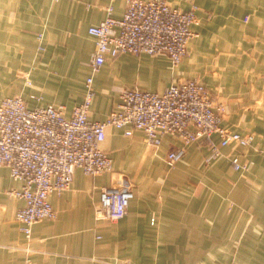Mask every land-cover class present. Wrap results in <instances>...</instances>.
Wrapping results in <instances>:
<instances>
[{"label":"crops","instance_id":"0c3cea01","mask_svg":"<svg viewBox=\"0 0 264 264\" xmlns=\"http://www.w3.org/2000/svg\"><path fill=\"white\" fill-rule=\"evenodd\" d=\"M109 2L6 0L0 14V100L21 95L29 107L62 105L69 116L91 74L95 39L88 28L104 18ZM168 2L198 6L197 35L187 42L186 55L176 66L163 53L108 56L92 73L89 118L104 120L123 89L162 92L197 77L225 105L222 125L252 133L253 141L223 146L210 163L207 147L189 143L169 166L165 154L183 145L178 137L163 135L154 148L141 129L108 126L100 146L112 169L90 175L77 168L69 187L49 196L55 216L35 223L29 241L15 219L24 201L7 193L20 182L0 165V264H264V0L256 9L236 0ZM125 5L114 0L113 16L120 18ZM38 33L43 49L37 47ZM232 153L250 169H233ZM126 184L133 190L126 215L97 219L101 188Z\"/></svg>","mask_w":264,"mask_h":264},{"label":"built area","instance_id":"2783aa9c","mask_svg":"<svg viewBox=\"0 0 264 264\" xmlns=\"http://www.w3.org/2000/svg\"><path fill=\"white\" fill-rule=\"evenodd\" d=\"M113 1L105 6L104 18L88 28L95 39L91 74L85 81L83 99L69 116L62 105L29 107L21 95H6L0 100V165H6L11 177L20 182L18 188H10L7 193L24 201L15 219L28 241L35 223L55 216L49 196L66 190L77 168L90 175L112 169L111 157L100 146L108 126L141 129L146 144L154 148L161 145L163 135L178 137L183 145L165 154L169 166L183 157L189 143L207 147L205 162L210 163L223 146H248L253 141L252 133L242 134L222 125L225 105L216 102L197 77L178 80L162 92L123 89L115 108L104 120L90 119L92 73L108 56L116 58L123 52L163 53L176 66L187 53L189 39L197 35L193 30L199 22L195 4L182 9L168 0H125L123 15L117 18L112 14ZM36 38L37 47L43 49L42 33ZM131 132L125 130V134ZM214 135H218V140ZM229 160L235 170L250 169V163L241 161L238 154H230ZM132 197L131 184L102 187L95 217L122 218Z\"/></svg>","mask_w":264,"mask_h":264},{"label":"rangeland","instance_id":"374dc122","mask_svg":"<svg viewBox=\"0 0 264 264\" xmlns=\"http://www.w3.org/2000/svg\"><path fill=\"white\" fill-rule=\"evenodd\" d=\"M236 1L244 4L246 7L252 8V9L253 8H255V9L259 8V6L261 5V4H259L261 0H236ZM224 2H225V4H227L229 2V0H224ZM5 3H6V0H0V14L2 12H4V6H1V5H4ZM211 253H213V252L211 251ZM219 259H222V258H219ZM206 264H223V263L217 262L216 260H214V261L206 262Z\"/></svg>","mask_w":264,"mask_h":264}]
</instances>
